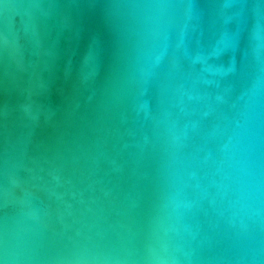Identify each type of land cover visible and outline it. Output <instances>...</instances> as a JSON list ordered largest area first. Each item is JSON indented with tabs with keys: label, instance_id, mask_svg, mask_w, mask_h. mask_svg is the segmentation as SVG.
Masks as SVG:
<instances>
[{
	"label": "water",
	"instance_id": "1",
	"mask_svg": "<svg viewBox=\"0 0 264 264\" xmlns=\"http://www.w3.org/2000/svg\"><path fill=\"white\" fill-rule=\"evenodd\" d=\"M0 264H264V0H0Z\"/></svg>",
	"mask_w": 264,
	"mask_h": 264
}]
</instances>
